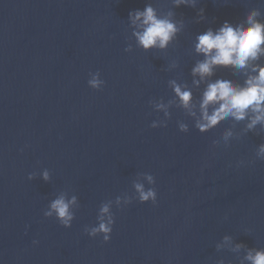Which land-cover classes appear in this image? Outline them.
<instances>
[{"label":"water","instance_id":"1","mask_svg":"<svg viewBox=\"0 0 264 264\" xmlns=\"http://www.w3.org/2000/svg\"><path fill=\"white\" fill-rule=\"evenodd\" d=\"M146 5L177 24L164 49L137 44L128 13ZM253 10L264 22V0H0V264H249L246 252L264 249V125L249 130V113L195 127L207 83L243 85L264 55L199 84L191 73L204 59L196 37ZM172 81L191 90V109ZM60 195L76 198L67 228L43 216ZM104 204L107 242L84 231Z\"/></svg>","mask_w":264,"mask_h":264},{"label":"clouds","instance_id":"2","mask_svg":"<svg viewBox=\"0 0 264 264\" xmlns=\"http://www.w3.org/2000/svg\"><path fill=\"white\" fill-rule=\"evenodd\" d=\"M195 3L196 0H173L174 7L181 5L194 7ZM198 14L202 17L203 9H200ZM128 15L138 29L134 32L137 44L144 50L166 48L179 31L176 22L170 19L172 13L159 16L151 5H146L142 11L138 9L134 13L130 11ZM258 15L259 12L253 10L247 15L245 23H237L233 26L225 20L215 32L209 28L196 37L195 51L202 53L204 59L198 61L191 69L192 75H198L200 78L199 81L193 80V84H199L211 77L214 66H234L243 69L249 61L264 55V22L256 19ZM252 69L256 74L249 75L243 85L233 84L229 78L216 79L207 83L199 103L200 116L195 122L197 130L201 133L206 132L230 117L236 121H242L249 113L252 114L246 126L249 130L257 123L264 125V66L253 65ZM89 76L91 78L87 80L88 86L92 89H101L104 80L100 78V72H90ZM171 83L181 106L191 109L193 107L191 90L175 81ZM210 106H214L211 112H209ZM189 114L196 115L191 111ZM150 127L155 128L157 125L153 122ZM179 130L187 131V126L181 123ZM257 157L264 160V144L259 146ZM33 178L30 172L28 179ZM43 178L48 180L47 171L44 172ZM146 179L149 183L154 182L151 174L146 175ZM135 188L141 203L149 200L153 205L157 203V193L154 188L145 190L140 183H136ZM75 200L74 196L66 199L65 196L60 195L49 202L47 209L43 211V216L54 217L63 227H70L74 219L71 205L75 203ZM98 220V225L85 227L84 231L90 237L101 236L102 241L107 242L114 223V215L109 212L108 204L100 207ZM32 243L35 245L38 241L33 240ZM237 247L240 245L238 244ZM244 259L249 264H264V249H250L246 252Z\"/></svg>","mask_w":264,"mask_h":264}]
</instances>
